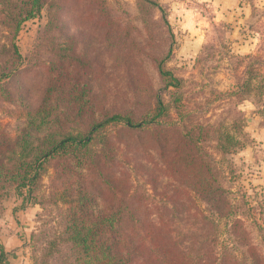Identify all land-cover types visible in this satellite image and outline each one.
<instances>
[{
  "label": "rangeland",
  "instance_id": "374dc122",
  "mask_svg": "<svg viewBox=\"0 0 264 264\" xmlns=\"http://www.w3.org/2000/svg\"><path fill=\"white\" fill-rule=\"evenodd\" d=\"M47 1L59 3L57 24L63 32L45 29L50 23L46 5L21 22L14 38L20 54L13 62L16 69L0 80L1 137L13 142L29 113L38 110L53 72L47 45L71 38L75 53L88 61V67L78 66L79 75L73 76L90 74L88 86L97 108L86 104L79 111L67 96L69 86L62 74H57L51 100L64 129L84 130L98 113L111 111L139 119L154 110L158 99L169 106L160 125L169 124L176 132L149 128L139 137L113 134V158L121 162L117 171L125 173L121 203L133 205L122 211L147 214L156 223L167 220L176 255L187 253L193 259L201 253L200 264L213 263L209 223L204 221L201 230L193 223L195 217L213 214L196 190L199 182L205 183L206 167L210 180L228 192L231 210L221 218L216 262L264 264V90L255 91L264 86V0H151L155 5L149 7L144 0ZM1 9L0 1V15ZM7 31L0 24V63L7 55L2 48ZM159 63L169 75L158 70ZM254 70L258 77L251 88L237 95V85ZM78 113L83 119H75ZM186 123L210 126L195 142L201 162L175 150L184 147L179 131ZM222 129L232 138L225 150L217 142ZM190 146L195 147L192 142ZM102 149L108 154V145L102 144ZM53 165L45 163L43 168L37 190L41 200L26 197L12 185L0 198V245L5 251L0 264H32L77 210L67 202V190L82 181L77 176L58 178ZM102 185L90 190L101 206L90 204L86 212L99 209L108 214V190ZM59 260L51 255L49 263Z\"/></svg>",
  "mask_w": 264,
  "mask_h": 264
},
{
  "label": "trees",
  "instance_id": "16d2710c",
  "mask_svg": "<svg viewBox=\"0 0 264 264\" xmlns=\"http://www.w3.org/2000/svg\"><path fill=\"white\" fill-rule=\"evenodd\" d=\"M0 1L3 12L0 15V24L8 30V35H4L5 41L2 46L7 55L0 63L1 80L9 77L16 69L13 62L19 59L20 54L14 38L22 21L35 16L46 5L50 23L45 29H49L51 33L52 31L61 33L63 27L57 24L60 8L58 2L47 5V0ZM144 1L148 7L155 5L151 0ZM40 34L43 36L44 30L40 31ZM71 42L72 39L66 37L65 41H58V45H47L46 50L51 56L49 66L52 67L53 72L38 110L29 113L13 142L0 135V198L11 192L12 185L19 190V193L25 192L26 197L41 200L37 195L39 180L45 163L49 162H53L58 178L77 176L82 181L80 185L67 190L69 196L67 202L77 210L72 211L68 216L67 224L62 231L54 232V238L47 241L42 249L41 254H44L32 264H200L198 261H202L201 253L194 254L193 259L187 253L176 255L173 229L166 222L167 220L156 223L155 219L147 214L132 215L122 211L125 207L133 205L121 203L120 196L126 189L123 175L125 173L122 168L117 171L121 162H115L113 158L116 151L111 140L113 134L122 132L120 135L137 134L139 137L140 133L149 128L162 133L176 132L169 124L160 125V118L167 113L169 106L158 99L155 101L154 110L139 119H133L132 115L123 111H111L103 115L98 113L97 118L90 119L84 130L74 132L71 129H64L65 125L59 120V114L54 113L56 104L51 100L56 90L57 74H62V80L69 86L67 96L69 94L70 101L73 100L78 105L79 111L83 110L86 104L97 108L96 99L90 94L88 86L90 74H83L87 76L82 78L73 76L79 75L76 74L78 66L81 69L88 67V61L75 53ZM161 68L159 63L158 70L162 74L169 75ZM255 77L257 78L258 74L254 70L249 78L237 85L235 93L243 95L247 87L251 88V82ZM173 78L171 77L172 80ZM259 88L264 90V86L260 84L255 91ZM260 93L261 91H258L255 94ZM81 115V113L76 114L75 119H83ZM187 124H184L183 130L179 131V140L184 147L175 146V150L178 152L180 150L189 161L201 162L200 146L195 142L204 138L210 126L199 124L194 127ZM153 140L157 142L156 134ZM166 140L168 141V138ZM231 140L225 129L218 131L217 142L222 150L227 148ZM190 142L195 146L194 148L190 146ZM102 144L108 145V154L103 153ZM174 152L173 150V155H176ZM200 167V172L203 174L202 163ZM210 176L209 169L205 167L203 179L205 183L199 182L196 190L205 202L208 200L213 214L210 217L205 215L195 217L193 223H198L197 230L202 229L204 221H207L211 228L213 244L210 261L214 262L202 264H220L216 262L219 261L217 236L220 233L221 218L228 216L231 210L227 199L228 192L215 183L214 179L210 180ZM102 184H105L108 190V214H104L99 209L86 212L90 204L101 206L97 204L90 190L93 186L99 190ZM24 187L27 189L23 191ZM225 209L226 212L229 211L223 214ZM230 222L232 227L237 225L236 220ZM200 235L199 233V238ZM4 254L5 251L0 245V262ZM55 254L60 260L49 263V258ZM233 257L235 258V255ZM189 261L193 262L189 263ZM230 261L235 260L230 258Z\"/></svg>",
  "mask_w": 264,
  "mask_h": 264
}]
</instances>
